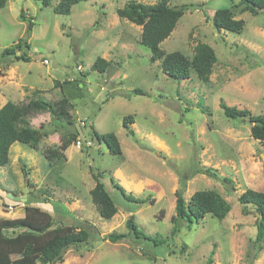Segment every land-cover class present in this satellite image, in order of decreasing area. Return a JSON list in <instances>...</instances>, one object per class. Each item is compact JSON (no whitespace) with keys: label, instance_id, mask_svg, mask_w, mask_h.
<instances>
[{"label":"rangeland","instance_id":"1","mask_svg":"<svg viewBox=\"0 0 264 264\" xmlns=\"http://www.w3.org/2000/svg\"><path fill=\"white\" fill-rule=\"evenodd\" d=\"M58 1L43 6L6 0L0 9V107L12 102L25 108L35 91L57 103L56 115L33 110L27 116L43 134L38 149L14 143L9 163L0 168V220L24 216L28 201L16 203L6 194L21 196L29 180L30 205L48 212L54 226L93 227L87 244L69 248L57 264H204L213 246V264H264V240L258 250L254 244L256 213L249 205L243 215L237 200L246 189L264 193V144L250 136L247 119H228L219 107L222 101L264 117V11L241 13L233 8L239 0L171 2L186 11L160 48L192 58L197 44L209 45L217 61L205 84L194 72L186 80L168 78L161 61L151 62V51L140 43L142 28L116 14L129 1L157 0H91L74 5L69 15L54 13ZM224 8L244 21L241 33L214 29L210 18ZM29 19L33 28L26 34ZM20 39L29 46L22 49L28 62L1 56ZM98 57L110 62L104 74L91 69ZM136 88L145 94L124 95ZM127 116L134 136L123 128ZM90 125L100 134L114 133L121 154L94 145ZM64 139H72L65 158L51 169L42 151ZM94 174L117 207L110 220L100 217L92 195ZM110 178L153 202H127ZM182 183L186 202L196 191L214 190L230 205L229 213L223 220L206 215L197 223L182 222L172 234L175 192ZM130 217L149 239H103L127 234Z\"/></svg>","mask_w":264,"mask_h":264},{"label":"trees","instance_id":"2","mask_svg":"<svg viewBox=\"0 0 264 264\" xmlns=\"http://www.w3.org/2000/svg\"><path fill=\"white\" fill-rule=\"evenodd\" d=\"M34 1L39 2L43 6L50 5V0ZM86 1L91 0H59L54 6L53 11L56 14L69 15L74 5ZM172 1L157 0L153 4L129 1L122 8H118L116 14L118 17L126 19L142 28L140 43L151 51V62H155L156 60L161 61L162 72L168 78L186 80L190 78L191 72H194L200 82L207 84L217 61L215 52L209 45L205 43L197 44L192 58H188L178 51L165 53L160 48V44L170 36L178 20L186 11L184 7L173 6L171 4ZM5 4L6 0H0V9ZM233 8L239 9L241 13L248 12L251 15H258L264 11V0H239ZM19 18L23 22L28 20L22 12ZM210 19L212 26L217 31L225 30L239 34L244 27L242 19L234 18L232 8L217 9ZM32 28L33 21L29 19L26 34ZM23 48H29V46L24 42V39H20L15 45L5 48L1 56L12 57L16 61L28 62L29 58L22 51ZM109 67L110 62L101 57H98L91 65L93 71L101 74L108 71ZM77 89L79 90V87ZM144 94V91L136 88L124 95L137 96ZM60 101L61 106L64 107V103L67 105L65 97ZM56 104L39 96V93L35 91L34 97L29 100L25 108L19 107L12 102H6L0 107V168L9 163V151L14 143L18 142L38 149L43 134L40 129L30 125L27 116L33 110H46L51 115H56ZM219 107L228 119H247L250 125V136L264 144V117L262 115H252L246 109L228 106L222 101ZM132 123L134 121L131 116L123 118V128L128 135L134 136V130L129 127V124ZM89 132L90 139L94 145L104 143L110 154H121V147L114 133L100 134L92 125L89 126ZM71 141L72 139H64L60 146L49 147L42 151L51 169L55 162L64 160V152L70 146ZM22 172L25 177L28 175L24 169ZM204 173L214 176L208 170H205ZM99 177L100 174L93 175L95 184L92 189V195L100 207V217L104 220H110L117 213V207L106 191L104 184L99 180ZM223 180L225 182L229 181L225 178ZM26 183L28 187H31L29 180ZM110 183L122 198L129 203L145 205L148 202H153L150 198L140 199L127 193L113 178H110ZM184 188L185 184L182 183L180 188L175 192L174 215L171 217L172 234L177 233L182 222L197 223L206 215L223 220L229 213L230 205L218 192L214 190H199L194 192L186 202L183 199ZM237 200L243 206V215L249 214V205L258 214L255 219L256 235L254 239L255 248L258 250L260 248L259 245L264 240V193L246 189L238 196ZM27 201L23 217L0 220V264L62 263L64 254L69 248H79L87 244V241L91 237L89 229L93 227L89 225H86V228L82 227L86 222L84 225H80V227L72 225L54 226L53 219L48 212L30 205V193ZM126 228L128 230L127 234L112 232L104 235L103 239L111 243H117L129 237L130 234H133L136 238L141 236L149 239L136 227L132 217L126 222ZM213 255L214 246L204 264H213Z\"/></svg>","mask_w":264,"mask_h":264},{"label":"water","instance_id":"3","mask_svg":"<svg viewBox=\"0 0 264 264\" xmlns=\"http://www.w3.org/2000/svg\"><path fill=\"white\" fill-rule=\"evenodd\" d=\"M261 159H262L263 170H264V156H263V155H261ZM28 191H29V188L26 187V188L23 189V191H22V195H21V196H18V195H15V194H13V193L8 192V193L6 194V197H7L8 199H10V200L16 202V203H22V204H24V203L27 201V194H28ZM257 215H258V214L256 213V216H257Z\"/></svg>","mask_w":264,"mask_h":264},{"label":"built area","instance_id":"4","mask_svg":"<svg viewBox=\"0 0 264 264\" xmlns=\"http://www.w3.org/2000/svg\"><path fill=\"white\" fill-rule=\"evenodd\" d=\"M47 62V61H46ZM12 209V208H11Z\"/></svg>","mask_w":264,"mask_h":264},{"label":"crops","instance_id":"5","mask_svg":"<svg viewBox=\"0 0 264 264\" xmlns=\"http://www.w3.org/2000/svg\"><path fill=\"white\" fill-rule=\"evenodd\" d=\"M4 105V104H3ZM10 152V151H9Z\"/></svg>","mask_w":264,"mask_h":264}]
</instances>
